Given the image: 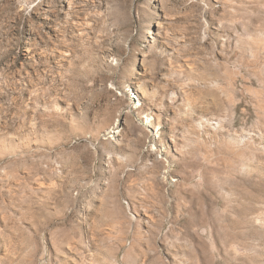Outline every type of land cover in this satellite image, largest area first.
Instances as JSON below:
<instances>
[{
  "label": "rangeland",
  "instance_id": "rangeland-1",
  "mask_svg": "<svg viewBox=\"0 0 264 264\" xmlns=\"http://www.w3.org/2000/svg\"><path fill=\"white\" fill-rule=\"evenodd\" d=\"M0 264H264V0H0Z\"/></svg>",
  "mask_w": 264,
  "mask_h": 264
}]
</instances>
